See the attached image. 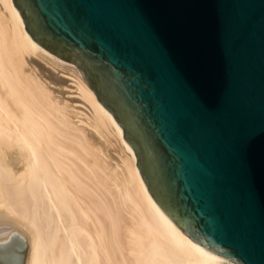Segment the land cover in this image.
Masks as SVG:
<instances>
[{"label":"water","instance_id":"water-1","mask_svg":"<svg viewBox=\"0 0 264 264\" xmlns=\"http://www.w3.org/2000/svg\"><path fill=\"white\" fill-rule=\"evenodd\" d=\"M76 65L163 213L204 249L264 264V0H13Z\"/></svg>","mask_w":264,"mask_h":264},{"label":"bare ground","instance_id":"bare-ground-1","mask_svg":"<svg viewBox=\"0 0 264 264\" xmlns=\"http://www.w3.org/2000/svg\"><path fill=\"white\" fill-rule=\"evenodd\" d=\"M71 64L0 0V264H235L163 213L123 129ZM14 228L26 254L5 235Z\"/></svg>","mask_w":264,"mask_h":264},{"label":"rangeland","instance_id":"rangeland-1","mask_svg":"<svg viewBox=\"0 0 264 264\" xmlns=\"http://www.w3.org/2000/svg\"><path fill=\"white\" fill-rule=\"evenodd\" d=\"M38 63V62H37ZM71 65H73V64H71ZM74 66V65H73ZM75 68H76V65L74 66ZM47 67L43 64V63H38V65H37V69H38V71L39 72H42L41 74L45 77V78H47L48 80H50V82H52V83H54V84H59V85H68V84H65L64 82H60L59 81V75L57 74V73H54L53 74V72H48L49 71V69L47 68ZM42 69V70H41ZM77 69V68H76ZM45 71V72H44ZM47 73V74H46ZM51 74V75H50ZM53 74V75H52ZM55 75V76H54ZM66 93H68V91H66ZM112 155L114 156L115 154H110V156L112 157ZM22 232V234H21V232ZM24 233V234H23ZM8 234H12V238H18V241H22L25 245H26V249H25V254L27 253V251H28V248H29V238H28V236L27 235H25L26 233L24 232V231H22V230H20V229H18L17 230V228H14L13 230H10V232H8V233H6L5 235H8ZM14 235V236H13ZM2 237H3V235H2ZM4 237H6V236H4ZM27 237V238H26ZM27 241H28V243H27ZM28 244V245H27ZM24 261H25V259L23 258V262H22V264H24Z\"/></svg>","mask_w":264,"mask_h":264}]
</instances>
